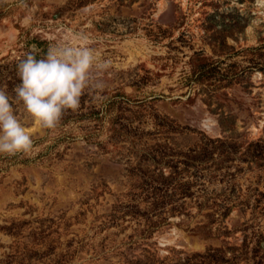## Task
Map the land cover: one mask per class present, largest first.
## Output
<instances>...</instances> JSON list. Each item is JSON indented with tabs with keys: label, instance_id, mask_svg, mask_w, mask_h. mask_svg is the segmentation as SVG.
Returning <instances> with one entry per match:
<instances>
[{
	"label": "rangeland",
	"instance_id": "rangeland-1",
	"mask_svg": "<svg viewBox=\"0 0 264 264\" xmlns=\"http://www.w3.org/2000/svg\"><path fill=\"white\" fill-rule=\"evenodd\" d=\"M83 43L101 87L37 128L17 64ZM0 87V264H264V0H0Z\"/></svg>",
	"mask_w": 264,
	"mask_h": 264
},
{
	"label": "clouds",
	"instance_id": "clouds-1",
	"mask_svg": "<svg viewBox=\"0 0 264 264\" xmlns=\"http://www.w3.org/2000/svg\"><path fill=\"white\" fill-rule=\"evenodd\" d=\"M81 41L87 36L81 34ZM110 61L98 63L95 50L83 43L50 46L42 59L25 54L17 64L20 83L13 89L25 116L39 129H54L62 115L75 111L89 87L100 88L93 70H106ZM33 140L15 114L7 90L0 87V154L14 156L31 150Z\"/></svg>",
	"mask_w": 264,
	"mask_h": 264
}]
</instances>
